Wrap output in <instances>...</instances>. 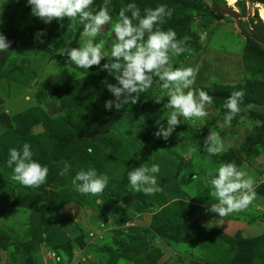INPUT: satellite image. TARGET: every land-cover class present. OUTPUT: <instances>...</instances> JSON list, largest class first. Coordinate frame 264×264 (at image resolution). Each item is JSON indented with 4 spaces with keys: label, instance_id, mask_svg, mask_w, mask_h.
<instances>
[{
    "label": "rangeland",
    "instance_id": "1",
    "mask_svg": "<svg viewBox=\"0 0 264 264\" xmlns=\"http://www.w3.org/2000/svg\"><path fill=\"white\" fill-rule=\"evenodd\" d=\"M216 1L241 13L242 0ZM129 3L140 8L141 16L145 8L162 4L172 10L157 27L173 30L184 42L186 50L171 58L174 68L199 67L192 88L213 98L209 115L195 122L181 118L167 140L157 137L172 111L164 108L168 98L158 79L136 104L106 109L105 102L114 97L105 83L116 82L102 70L107 59L82 69L61 55L63 48L80 46L79 20L65 18L63 27L57 20L46 24L31 15L27 0H0V30L6 37L10 31L18 36L8 51H0V70L8 69L0 75V239L7 243L0 244V264H42L44 254L53 258L51 264L60 259L67 264H264V45L242 33L250 31L251 17L264 6L245 3L241 31L227 15L215 22L199 16L198 9L211 10L208 0H110L112 23ZM103 4L94 0L90 10ZM40 30L46 32L43 43L35 40ZM101 39L110 50L112 24L94 38ZM13 84L26 90L27 106L9 105L17 94L7 91ZM241 90V112L231 127H221L227 99ZM50 97L58 113H47ZM156 97L162 100L157 103ZM17 110L24 113L27 130L15 131L6 123ZM210 130L224 143L218 155L204 148ZM25 143L33 159L49 168L39 187L11 179L9 150H22ZM231 162L254 181L252 203L237 213L252 224L249 233L227 235L201 217L211 201L209 171L215 174ZM66 164L69 170L61 175ZM154 164L160 168L154 175L161 190L154 195L134 191L129 172ZM89 169L109 177L100 194H81L73 184L79 171ZM170 184L188 196L164 195L163 185ZM56 231L65 238L55 242L51 232Z\"/></svg>",
    "mask_w": 264,
    "mask_h": 264
},
{
    "label": "clouds",
    "instance_id": "2",
    "mask_svg": "<svg viewBox=\"0 0 264 264\" xmlns=\"http://www.w3.org/2000/svg\"><path fill=\"white\" fill-rule=\"evenodd\" d=\"M27 4L31 7V15L46 24L57 20L63 27L65 18L70 21L79 20L82 25V31L79 33L80 46L63 48L61 55L82 69L101 66V61L107 59L102 65V70L113 76L116 82L105 83L114 97L105 102L106 109L111 110L114 107L119 111L129 103L136 104L140 94L150 89L158 79L168 98L164 108L172 111L167 117V127L161 125L155 133L157 137L167 140L181 123V118L195 122V119L209 115L207 106L212 105L213 98L204 90H199L197 94L192 88L199 67L174 68L171 64V58L182 54L186 48L183 41L177 40L173 30L165 31L157 27L165 22L166 17L170 18L172 15V10L166 5L162 4L154 9L145 8V14L141 16L140 8L135 3H129L121 7L118 19L112 23L110 0H104V4L96 12L90 10L94 0H27ZM109 24H112L115 40L111 42L110 50H106L105 41H95L94 38L100 36L104 27ZM45 35L46 32L40 30L35 34V40L43 43L42 37ZM11 43L0 30V51H8ZM243 96L242 90L229 96L224 105L228 111L221 127H231V122L241 112L240 103ZM155 100L159 103L162 99L156 97ZM204 148L210 155L220 154L224 149L220 134L210 130L204 139ZM195 151V148L190 149V152ZM7 164L13 169L11 179L23 186L35 188L47 181L49 168L33 159L28 143L23 145L22 150L10 149ZM69 167L66 164L61 175L65 174ZM159 171V166L155 164L151 167L142 165L130 171L128 178L131 188L136 192L143 191L145 195H154L161 190L154 175ZM208 176L212 188L209 201L211 207L208 211L225 218L252 203L255 196L254 181L234 162L221 164L215 174L209 171ZM108 182L109 177L98 175L95 169L81 170L73 179L76 190L85 195L102 193Z\"/></svg>",
    "mask_w": 264,
    "mask_h": 264
},
{
    "label": "crops",
    "instance_id": "3",
    "mask_svg": "<svg viewBox=\"0 0 264 264\" xmlns=\"http://www.w3.org/2000/svg\"><path fill=\"white\" fill-rule=\"evenodd\" d=\"M15 35L16 34L13 31L8 32V36H7L8 40L11 41V40L15 39L14 42L16 43V41L18 39V36H16L17 38H15ZM14 44H12V45H14ZM7 70L8 69H6V68L4 70H2V71L0 70L1 77L7 75L6 74ZM9 71H11V70H9ZM33 81L35 82V78H34ZM22 87L27 89L26 86H22ZM12 90L16 91L17 94L10 101L9 105L11 106L16 101H18V103H22L23 102V104H26L25 106H27L28 101L24 100V98L26 97V96H24V95H26V90L20 92V90L14 84L11 86L10 89L9 88L7 89V91H10V92ZM29 91H30V89H29ZM22 93H23V95H22ZM47 101L48 102L52 101L51 102L52 104L49 106V109L47 110L48 111L47 113H49V114H55L56 112L58 113V108H59V106L57 105L58 103L55 100H53L52 98L47 100ZM47 101H43V103H45ZM42 104H41V107H42ZM43 109L44 108H42V110ZM43 111H46V110H43ZM8 114H10V111H8ZM23 116H24V113L22 111L17 110L16 112H13L11 121L9 119H5V121H6L7 124H9L11 126L12 130H15V131L16 130L17 131L27 130V126H26V123L24 122L25 120H24ZM35 124H37V123H35ZM33 126H35V125H33ZM180 164L182 166H184L185 165V160H183L181 158L180 159ZM158 185L160 187V184H158ZM175 185H173V184H170V186L163 185V187H164V195L171 194V196L175 197V199H178L181 196H183V197L184 196H188L187 193L183 189L179 190ZM191 202L193 203V201H191ZM204 206H207V207H205L204 212H203L204 215H201V217L208 222V225L210 227L216 228L220 232H222L224 234H227V235H232L236 231H240V230H242L243 233H249L251 231L252 224L246 223L245 221H242V220L238 219L239 218L237 216L238 212H233V213L229 214L225 218H220L217 213H213V212H210V211L207 210L209 207H211V204H209V206L207 204L204 205ZM206 221H204V225H205ZM51 235H52L53 239H55L54 240L55 242H57L59 240H63L65 238V235L61 231L51 232ZM50 241H53V240L50 239ZM65 241H67V240H65ZM5 259H7V256L4 258V260ZM42 259H43L42 260V264H43V262H44V264H51V261H52L53 258L50 257L48 254H44ZM56 263L57 264H67L65 259H60V261L59 262L56 261Z\"/></svg>",
    "mask_w": 264,
    "mask_h": 264
},
{
    "label": "water",
    "instance_id": "4",
    "mask_svg": "<svg viewBox=\"0 0 264 264\" xmlns=\"http://www.w3.org/2000/svg\"><path fill=\"white\" fill-rule=\"evenodd\" d=\"M208 1L211 2L210 0ZM244 1L245 3L247 2L248 4L258 3L264 6V0H244ZM215 7L224 15H227L230 18H232L235 21L237 27L242 29V20H244L245 17L243 16L245 15H242L238 10L226 4L215 5ZM252 17H254V14ZM244 32L246 36H250L254 38L256 42L264 45V34H262V32H260L255 25H251V29L249 32L248 31H244Z\"/></svg>",
    "mask_w": 264,
    "mask_h": 264
},
{
    "label": "trees",
    "instance_id": "5",
    "mask_svg": "<svg viewBox=\"0 0 264 264\" xmlns=\"http://www.w3.org/2000/svg\"><path fill=\"white\" fill-rule=\"evenodd\" d=\"M210 4H211V10L207 11V10H200L198 9V15L199 16H203L204 18H206L209 22H215V21H219L221 19H223L224 14L221 13L219 10L216 9L215 5H220L216 0H210ZM243 3L241 5V14L243 15L245 13V1L242 0ZM262 18V17H261ZM259 16V14L257 12L254 13V17H251L250 21H251V25H255L258 30L260 32H262V34H264V21L262 20ZM240 29V28H239ZM242 31V29H240ZM244 34V36H246L245 32H242ZM247 38H252L250 36H246ZM252 40L255 39L252 38ZM0 244H2L3 246H6L7 243L6 241H2L0 239Z\"/></svg>",
    "mask_w": 264,
    "mask_h": 264
},
{
    "label": "bare ground",
    "instance_id": "6",
    "mask_svg": "<svg viewBox=\"0 0 264 264\" xmlns=\"http://www.w3.org/2000/svg\"><path fill=\"white\" fill-rule=\"evenodd\" d=\"M257 4H258V3H257ZM228 5H229V4H228ZM259 5H261V4H259ZM229 6H230V5H229ZM236 10H237V9H236ZM259 16H261V17H262L261 19L264 20V7H261Z\"/></svg>",
    "mask_w": 264,
    "mask_h": 264
},
{
    "label": "flooded vegetation",
    "instance_id": "7",
    "mask_svg": "<svg viewBox=\"0 0 264 264\" xmlns=\"http://www.w3.org/2000/svg\"><path fill=\"white\" fill-rule=\"evenodd\" d=\"M259 13V12H258Z\"/></svg>",
    "mask_w": 264,
    "mask_h": 264
}]
</instances>
